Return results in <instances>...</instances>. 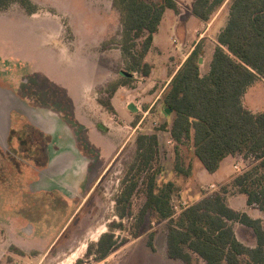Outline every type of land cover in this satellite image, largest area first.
<instances>
[{
    "label": "rangeland",
    "instance_id": "1",
    "mask_svg": "<svg viewBox=\"0 0 264 264\" xmlns=\"http://www.w3.org/2000/svg\"><path fill=\"white\" fill-rule=\"evenodd\" d=\"M31 1L33 13L18 2L0 9V264H186L167 254V219L154 212L146 213L139 236H132L145 199L142 183L131 198L133 217L116 214L115 198L139 134L157 135L152 167L157 188L175 184L172 219L220 188L194 183L202 164L191 146L181 145L176 154L170 135L174 111H165L163 95L154 102L138 70L129 80L120 75L129 63L120 47L118 10L111 0ZM175 1L186 14L189 0ZM221 6L223 16L228 0ZM165 14L154 49L160 67L171 65L170 55L181 46L173 9ZM209 67L203 63L200 74ZM247 93L248 107L264 110V82L257 80ZM127 102L138 111L128 110ZM66 157L72 158L67 166ZM55 159L59 171L53 169ZM177 161L189 176L176 169ZM237 228L247 240L243 227ZM110 230L121 245L98 260L89 247Z\"/></svg>",
    "mask_w": 264,
    "mask_h": 264
},
{
    "label": "trees",
    "instance_id": "2",
    "mask_svg": "<svg viewBox=\"0 0 264 264\" xmlns=\"http://www.w3.org/2000/svg\"><path fill=\"white\" fill-rule=\"evenodd\" d=\"M225 1L194 0L190 9L196 17L207 21ZM11 2L20 3L28 13L36 11L31 0H0V9ZM228 2V19L217 34L207 74H200L201 48L197 43L171 78L163 97L165 106L174 111L170 135L177 155L181 145L191 146L208 172H214L229 154H241L251 164L218 191L185 206L178 219H172L175 184L168 181L157 188L158 171L152 167L157 154V135L139 134L133 160L115 198L116 214L120 218H132L131 198L142 183L145 199L135 215L132 236H139L146 213L154 212L159 220L167 219V254L186 264L194 258L203 264H264L263 220L237 211L226 202L228 194L241 193L248 205L264 213V111L252 112L243 103L246 88L257 78H264V0ZM111 3L120 15V47L129 63L120 75L126 80L131 78L132 70L149 75L152 66L144 57L164 10H177V2L111 0ZM178 161L176 169L189 174V168H183ZM234 221L253 230L254 246H247L237 238ZM114 237L110 230L89 247L96 259L105 258L121 245Z\"/></svg>",
    "mask_w": 264,
    "mask_h": 264
},
{
    "label": "crops",
    "instance_id": "3",
    "mask_svg": "<svg viewBox=\"0 0 264 264\" xmlns=\"http://www.w3.org/2000/svg\"><path fill=\"white\" fill-rule=\"evenodd\" d=\"M194 0H189L187 4V13L185 14L182 11L181 5L177 1L178 8L177 10L174 11V16H173V30L176 33V38L178 44L180 43V48L176 50V56H173L172 54L169 57V60H171V65L169 66H164L160 67L158 66V61H155L156 55L155 54V48H156V34L160 29V24L158 25V30L154 33L153 39H152V44L146 53L144 57V61L148 62L151 64L152 68L149 73V75H143V82L145 85V90H148L150 92V97L153 98L154 102L158 100L159 97H161L166 88L168 87V84L179 68V66L183 63V61L186 59V57L189 55L191 50L194 48V46L199 43L200 48H201V57H202V62L199 63L200 67L203 65V63H210L214 46L217 44V34L218 32L225 26L227 19H228V11L225 15H221V11L223 9V6L220 7L218 11H216L209 20L204 21L196 17L194 14L191 12V4ZM166 9L164 10L163 16L160 21L167 16L166 14ZM167 24V23H165ZM170 26V25H169ZM174 40V39H173ZM175 41V40H174ZM184 52L179 55L181 51ZM207 52L208 56H207ZM153 54V56L151 55ZM210 54V56H209ZM160 70L159 73L156 75V70ZM263 81L264 78H257L253 83H251L247 88L246 91L244 92L243 95V103L249 110H253V108H249L247 105V97L250 98L251 94L247 93L249 89L254 85V83L257 81ZM113 99V98H112ZM152 102V104L154 103ZM130 102H127V105ZM112 105H114V101L112 100ZM127 107V106H126ZM80 108V107H79ZM128 109V108H127ZM139 109V108H138ZM150 107L148 106L147 109H145V113L148 112ZM129 110V109H128ZM256 111L252 112H259L258 109H254ZM261 110V109H260ZM76 112V110H72V112ZM138 111V110H137ZM264 111V110H262ZM35 125L39 128L42 129V131H49V127L45 124L35 122ZM52 131V130H51ZM51 133V132H50ZM195 155V154H194ZM67 159H62V161L65 163V166L69 165L72 158L66 157ZM240 158V162H238L236 159ZM247 159V158H246ZM249 161V159H247ZM244 157L241 154H229L225 156L219 164V167L214 171V172H208L203 165L197 167V171L195 172V176H193L194 183H196L200 187H209L211 189H216V187H220L222 184H226L229 182L236 174L240 173L236 170L234 165H238L243 169H246L250 164L244 165ZM54 164H56L54 166ZM244 165V166H243ZM59 164L57 159L53 160V169L56 171H59ZM231 168V169H230ZM193 173V169L191 170ZM237 172V173H236ZM189 176V174H188ZM191 176V175H190ZM213 186V187H211ZM74 192V191H73ZM200 198V197H199ZM198 200V199H197ZM226 202L229 207L237 210V211H242L246 212L248 215L251 217H259L263 220L264 222V213L258 208L253 205H248L246 203V198L243 194L241 193H234V194H228L226 196ZM237 204V205H236ZM188 205V204H187ZM237 223V227H243V231H246L248 234V241L245 239H242L238 235V228L234 226V224ZM235 235L237 238L245 245L247 246H254L256 243V237L253 232V230L239 222H234L232 223Z\"/></svg>",
    "mask_w": 264,
    "mask_h": 264
},
{
    "label": "water",
    "instance_id": "4",
    "mask_svg": "<svg viewBox=\"0 0 264 264\" xmlns=\"http://www.w3.org/2000/svg\"><path fill=\"white\" fill-rule=\"evenodd\" d=\"M201 62H202V57L200 56V57L198 58V63H201ZM127 108H128L130 111H132V112H136V111L138 110L137 106H136L134 103H132V102H130V103L127 105ZM165 111H166V112H169V111H170V108L166 107V108H165Z\"/></svg>",
    "mask_w": 264,
    "mask_h": 264
},
{
    "label": "built area",
    "instance_id": "5",
    "mask_svg": "<svg viewBox=\"0 0 264 264\" xmlns=\"http://www.w3.org/2000/svg\"><path fill=\"white\" fill-rule=\"evenodd\" d=\"M234 167L236 168V170L238 171V172H242L244 169L243 168H241L240 166H238V165H234ZM211 187H213V186H211ZM185 206H187V205H185ZM184 206V207H185Z\"/></svg>",
    "mask_w": 264,
    "mask_h": 264
}]
</instances>
